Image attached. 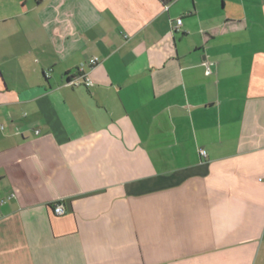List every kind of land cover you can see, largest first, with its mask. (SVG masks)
I'll return each mask as SVG.
<instances>
[{"label": "crops", "instance_id": "crops-1", "mask_svg": "<svg viewBox=\"0 0 264 264\" xmlns=\"http://www.w3.org/2000/svg\"><path fill=\"white\" fill-rule=\"evenodd\" d=\"M0 125V264H264V0H0Z\"/></svg>", "mask_w": 264, "mask_h": 264}, {"label": "built area", "instance_id": "built-area-1", "mask_svg": "<svg viewBox=\"0 0 264 264\" xmlns=\"http://www.w3.org/2000/svg\"><path fill=\"white\" fill-rule=\"evenodd\" d=\"M178 24H180V21H178ZM99 63L98 58H91L87 62V70H85L82 66L79 67L75 74L72 76H69L67 79L66 85L71 86L73 88H79V87H85V88H92L93 87V82L90 79L89 72L93 68H95ZM206 74L209 75L211 74V71L209 67H206ZM3 130V126L0 125V131ZM200 155L202 157H206L205 151L200 150L199 151ZM259 182H264V177L259 179ZM13 195L11 196V198ZM10 199V198H8ZM4 204V201H0V206ZM53 212L57 216H61L64 214V208L60 204L54 205Z\"/></svg>", "mask_w": 264, "mask_h": 264}]
</instances>
